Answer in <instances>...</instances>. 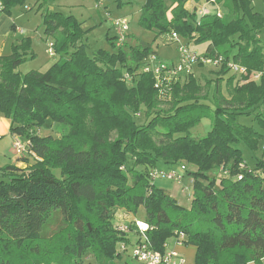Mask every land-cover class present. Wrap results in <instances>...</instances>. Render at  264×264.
Returning a JSON list of instances; mask_svg holds the SVG:
<instances>
[{"label": "trees", "instance_id": "obj_1", "mask_svg": "<svg viewBox=\"0 0 264 264\" xmlns=\"http://www.w3.org/2000/svg\"><path fill=\"white\" fill-rule=\"evenodd\" d=\"M23 1L1 0V11L10 15ZM48 1L37 0L45 35L54 37L50 68L18 70L35 56L29 37L0 55V113L35 154L33 163L24 159L26 167L0 168V264H78L87 253L98 264H117L118 244H131L113 222L118 208L144 209L141 220L155 250L166 249L180 231L197 247L195 264H264V162L261 156L254 168L247 166L238 148L243 142L257 152L264 140V14L251 0H215L227 14L199 18L187 0H145L140 23L157 36L175 31L188 44L209 43L210 57H224L216 81L203 86L193 72L161 96L154 75L142 71L150 45L117 48L112 37L111 48L89 54L81 24L50 10ZM229 62L247 73L229 76L226 95L222 76L231 71ZM254 73L262 76L255 80ZM212 82L210 108L205 99ZM205 117L211 130L196 139L191 130ZM50 120L59 137L41 133ZM183 161L194 167L190 208L151 176L162 163ZM55 212L63 226L45 237Z\"/></svg>", "mask_w": 264, "mask_h": 264}, {"label": "rangeland", "instance_id": "obj_2", "mask_svg": "<svg viewBox=\"0 0 264 264\" xmlns=\"http://www.w3.org/2000/svg\"><path fill=\"white\" fill-rule=\"evenodd\" d=\"M37 0H24L22 3H17L12 6L9 16L18 18V25L27 31V36L32 37V48L35 56L33 59H29L21 65L19 71L23 74L28 73L31 70H41L46 71L50 68L55 58L51 57L48 51L49 42L54 40L53 36L45 35V25L42 17V13L39 10V6L36 3ZM252 6L255 11H259L264 14V0H251ZM145 0H49L48 5L52 9L62 11L64 15H73L77 21L81 24V28L84 31L83 43L86 45L87 53L92 54L100 48H111L110 38L114 37L116 31L114 30L112 23L113 20L119 17H127L129 19V31L127 35V44L134 45L135 43H146L151 46L152 55H156L158 60H162L168 64H174L178 61V50L176 44H167L164 42L162 35L157 36L155 31L147 28L140 23V16L142 14L143 4ZM167 5L171 4V0H166ZM193 4H198L197 17L199 18L202 10L207 11V13H219L222 15L227 14L228 10L223 6L222 3H213L207 0H194ZM201 6V7H200ZM202 9V10H201ZM259 37L264 43V28L260 31ZM205 44V43H203ZM189 45L198 51L202 56H209V52L206 50L205 46L195 45L190 42ZM210 50V46L208 47ZM221 66H216L214 64H197L194 70L195 77L198 82L205 86L207 81H216L221 74L219 73ZM233 72L230 71L226 76H222V88L224 93L227 95L226 90V80ZM210 89L207 88L209 98L205 99V102L213 107V102L211 100L214 92V82ZM205 93V95H206ZM163 105V107H166ZM212 106V107H211ZM209 108V109H210ZM258 110V109H257ZM256 110V111H257ZM240 122L246 125H253L259 127L258 124L253 120L252 117L240 116ZM146 121V115L142 116L138 123H143ZM212 127V119L205 117L201 122L191 130V135L199 139L207 134ZM43 135L52 134L55 137L61 135V129L55 124H52L51 120L48 121V125L41 130ZM15 135V133H13ZM18 135V134H17ZM3 139V140H2ZM21 139V137H20ZM0 168H3L10 163H15V154L12 149V140L9 137H0ZM264 140L260 143L257 152L251 150L245 143L241 142L238 144V148L242 150L243 162L247 166L254 168L258 158L263 154ZM30 157V156H28ZM28 157H24L26 159ZM31 163L35 160L33 157ZM163 164V163H162ZM185 164L187 170H182L181 165ZM164 165V164H163ZM161 166V165H160ZM162 167V166H161ZM164 167V166H163ZM172 170L176 173L182 175V181L169 179L164 176H159L153 180V183L158 188L168 191L172 196L178 200V202L186 206H190L187 196L181 192V188L188 187L190 193H193V179L189 174L193 171L194 167L183 161L180 164L172 165ZM167 170H170L167 168ZM59 175V170H56ZM227 174L221 173V176H226ZM218 177V176H217ZM219 185V180L217 182ZM144 209L141 208L138 214L131 213L125 215L128 211L123 208H118L116 217L113 220L115 225H122L129 227L132 233H130L129 240L130 246L129 250L122 254V257L117 259V264H139L133 254L132 244L136 243L139 238V233L135 230L136 226H133L134 220H141L144 217ZM126 216V218L124 217ZM63 226L62 216L59 212L53 213L45 224L43 233L45 237H51ZM131 226V227H130ZM137 229V228H136ZM122 231V230H121ZM120 232V231H118ZM121 233V232H120ZM124 233V232H123ZM128 234V232H127ZM120 243V242H119ZM125 242H122V244ZM126 244V243H125ZM118 244V249H120ZM78 264H98V261L94 254L87 253Z\"/></svg>", "mask_w": 264, "mask_h": 264}, {"label": "built area", "instance_id": "obj_3", "mask_svg": "<svg viewBox=\"0 0 264 264\" xmlns=\"http://www.w3.org/2000/svg\"><path fill=\"white\" fill-rule=\"evenodd\" d=\"M103 1V0H99ZM216 3L215 0H207ZM3 6L0 0V11ZM202 10V9H201ZM202 14H206L207 11L202 10ZM218 16L222 14L215 13ZM112 26L116 31L114 35V42L117 48H124L127 43V35L129 31V19L127 17H119L113 20ZM164 42L167 44H176L178 50V61L174 64H168L162 60H158L156 55H150L144 65L142 66L143 72H150L154 75L155 78V87L158 89L159 94L164 96L169 86L173 82H183L192 74L195 70L197 64H214L216 66H221L224 63V57H209L202 56L196 50H194L191 45H189L180 34L175 31L162 34ZM48 51L51 56H55L54 42H50L48 46ZM228 66L231 68L233 73L238 75L246 74L247 70L243 66L237 65L233 62H229ZM262 73H254L252 77L255 80L260 79ZM125 79L127 81L131 80V77L126 73ZM15 140L13 143V152L15 154V160L20 161L24 157L30 156L31 152L29 151V142L23 141L18 135H14ZM32 155V157H34ZM262 160L264 162V153L262 155ZM182 170H187L185 164L181 165ZM151 176L153 179L164 176L169 179L179 180L181 178L180 174L175 171H169L164 169H154L151 171ZM136 226L135 230L139 233V238L136 243L132 244L133 254L139 264H187L185 258L180 255L178 252L164 249L163 251L155 250L146 235L147 229H149V224L142 220H134L133 226ZM118 228L122 231L128 232L129 227H124L122 225H117ZM176 241L177 243H185L186 234L180 231H176ZM130 244L121 243L119 252L121 255L129 250Z\"/></svg>", "mask_w": 264, "mask_h": 264}, {"label": "crops", "instance_id": "obj_4", "mask_svg": "<svg viewBox=\"0 0 264 264\" xmlns=\"http://www.w3.org/2000/svg\"><path fill=\"white\" fill-rule=\"evenodd\" d=\"M193 1L194 0H187L186 7L188 9L198 8V4L194 5ZM36 3L39 6L40 2H36ZM48 7L50 10L59 11L56 9H52L50 7V5H48ZM59 12H62V11H59ZM212 13H214V12H212ZM17 21H18V18L13 17V16H9V15L5 14L4 12L0 11V55H10L13 51V47L15 45H19L24 38L29 37L31 39V43H32V37L27 36V31L24 30L21 26H19ZM50 42H54V40H52ZM201 46H205L206 50L209 52V50H208L209 49L208 47L210 46L209 43L201 44ZM32 49H34V48H32ZM56 56H57V54L54 57H56ZM51 57H53V56H51ZM56 58H55V60H56ZM20 68H21V66L18 68V70H20ZM0 137L11 138L12 149H13V143L15 140V136L13 135V133L11 131V122L9 119H7L1 113H0ZM0 142H1V140H0ZM28 159H31V158L28 157ZM10 164L16 165L18 167H26L27 166V162H25L24 159H22L20 161L15 160V163L12 162ZM161 166H160L161 169L167 170V168H168V169H170L169 171H174V170H172L170 165L161 164ZM180 176H181V178L178 180V182H181L183 179L182 175H180ZM180 190L183 194H185L187 196V200L190 203V206L188 208H190L192 198H193V193H190V191H189L190 189L188 187L181 188ZM126 214L129 215L130 212L125 213V215ZM124 217L126 218V216H124ZM124 227H126V226H124ZM132 232L133 231H131L130 228H128V234H127L128 238L130 236V233H132ZM165 248L178 252L180 255H182L185 258L187 264H195V258H196V253H197V247L195 245L187 244V243H183V244L177 243L175 237H170L167 241V245ZM251 264H255V263H251Z\"/></svg>", "mask_w": 264, "mask_h": 264}, {"label": "bare ground", "instance_id": "obj_5", "mask_svg": "<svg viewBox=\"0 0 264 264\" xmlns=\"http://www.w3.org/2000/svg\"><path fill=\"white\" fill-rule=\"evenodd\" d=\"M186 171V170H185Z\"/></svg>", "mask_w": 264, "mask_h": 264}]
</instances>
